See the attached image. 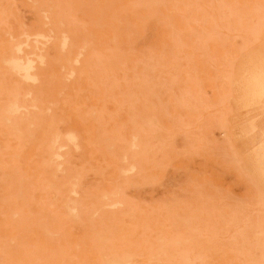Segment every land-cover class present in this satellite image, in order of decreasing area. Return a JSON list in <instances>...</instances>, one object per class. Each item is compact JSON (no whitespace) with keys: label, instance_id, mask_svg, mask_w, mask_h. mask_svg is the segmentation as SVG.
I'll list each match as a JSON object with an SVG mask.
<instances>
[{"label":"rangeland","instance_id":"obj_1","mask_svg":"<svg viewBox=\"0 0 264 264\" xmlns=\"http://www.w3.org/2000/svg\"><path fill=\"white\" fill-rule=\"evenodd\" d=\"M0 264H264V0H0Z\"/></svg>","mask_w":264,"mask_h":264},{"label":"bare ground","instance_id":"obj_2","mask_svg":"<svg viewBox=\"0 0 264 264\" xmlns=\"http://www.w3.org/2000/svg\"><path fill=\"white\" fill-rule=\"evenodd\" d=\"M14 63V62H13ZM17 67V66H16ZM60 151V150H59Z\"/></svg>","mask_w":264,"mask_h":264}]
</instances>
